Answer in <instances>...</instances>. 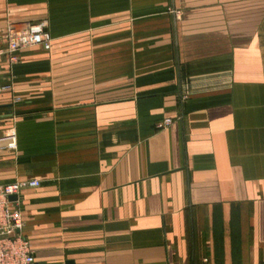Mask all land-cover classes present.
<instances>
[{
    "label": "crops",
    "instance_id": "crops-1",
    "mask_svg": "<svg viewBox=\"0 0 264 264\" xmlns=\"http://www.w3.org/2000/svg\"><path fill=\"white\" fill-rule=\"evenodd\" d=\"M25 23L53 46L0 62V185L40 181L36 264H264V0H0Z\"/></svg>",
    "mask_w": 264,
    "mask_h": 264
},
{
    "label": "built area",
    "instance_id": "built-area-1",
    "mask_svg": "<svg viewBox=\"0 0 264 264\" xmlns=\"http://www.w3.org/2000/svg\"><path fill=\"white\" fill-rule=\"evenodd\" d=\"M53 38L42 23H25L21 27L8 24L0 32V62L6 58L10 64L19 61L18 54L31 48H41L51 51ZM10 89L3 85L0 75V95ZM173 124L171 118H166L157 125L158 130H166ZM17 138L14 132L0 137V151L16 150ZM40 181L26 180L0 185V264H36L31 243L22 236L24 219L17 201L10 197L17 196L29 188H38Z\"/></svg>",
    "mask_w": 264,
    "mask_h": 264
},
{
    "label": "water",
    "instance_id": "water-1",
    "mask_svg": "<svg viewBox=\"0 0 264 264\" xmlns=\"http://www.w3.org/2000/svg\"><path fill=\"white\" fill-rule=\"evenodd\" d=\"M10 200L11 201H17L18 197L17 196H12V197H10ZM67 264H73V262H68Z\"/></svg>",
    "mask_w": 264,
    "mask_h": 264
},
{
    "label": "rangeland",
    "instance_id": "rangeland-1",
    "mask_svg": "<svg viewBox=\"0 0 264 264\" xmlns=\"http://www.w3.org/2000/svg\"><path fill=\"white\" fill-rule=\"evenodd\" d=\"M175 17H176L177 19H180L181 16H180V15H175Z\"/></svg>",
    "mask_w": 264,
    "mask_h": 264
}]
</instances>
